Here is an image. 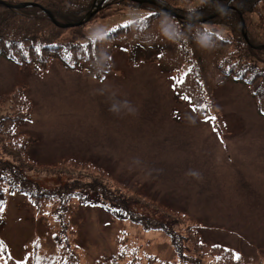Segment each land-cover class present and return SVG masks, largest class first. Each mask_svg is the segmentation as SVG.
<instances>
[{"label": "rangeland", "instance_id": "obj_1", "mask_svg": "<svg viewBox=\"0 0 264 264\" xmlns=\"http://www.w3.org/2000/svg\"><path fill=\"white\" fill-rule=\"evenodd\" d=\"M147 13L115 3L98 11L85 29L90 36L105 34ZM156 58L154 48H137L133 58L116 49L110 72L99 81L57 59L18 65L0 57V95L22 90L31 107V120L22 126L30 158L44 167L75 164L49 175L33 166L30 176L55 185L104 171L112 181L185 213L209 246L222 243L246 264H264V115L245 84L224 79L216 87L217 109L225 116L217 130L210 114V121L196 116L176 97L174 76L161 71ZM5 199L0 240L10 254L23 261L33 244L39 255L53 254L54 220L23 192ZM70 219L88 264H106L125 235L143 254L173 258L163 232L114 219L98 206L73 201Z\"/></svg>", "mask_w": 264, "mask_h": 264}, {"label": "trees", "instance_id": "obj_2", "mask_svg": "<svg viewBox=\"0 0 264 264\" xmlns=\"http://www.w3.org/2000/svg\"><path fill=\"white\" fill-rule=\"evenodd\" d=\"M34 1L49 10L58 22L67 24L82 21L102 0ZM159 1L173 9L176 16L149 2L105 0L103 7L124 3L148 13L92 36L85 25L95 14L81 25L62 28L39 6L16 8L0 4V56L18 65H45L57 59L67 69L85 71L94 80L102 81L111 70L116 49L133 58L137 48H154L160 70L174 76L176 97L196 116L210 121L206 115L210 114L217 130L223 129L225 116L217 109L216 87L224 79L245 84L258 113L264 115L263 0H196L192 5L185 0ZM227 7L212 19L199 20ZM214 25L222 27L221 32ZM30 120L31 107L22 90L0 95V222L6 215V196L23 192L33 207L54 220L56 249L48 256L39 255L38 245L33 244L27 258L19 261L0 240V264H88L73 242V201L100 206L114 219L131 220L148 230L163 232L174 252L169 260L143 254L140 246L130 248L126 235L117 253L106 258L108 264H246L225 244L209 246L192 218H183L148 193L135 192L112 181L104 171L89 180L76 175L55 185L30 176L33 166L49 175L75 165L62 161L44 167L30 158L22 139V126Z\"/></svg>", "mask_w": 264, "mask_h": 264}, {"label": "water", "instance_id": "obj_3", "mask_svg": "<svg viewBox=\"0 0 264 264\" xmlns=\"http://www.w3.org/2000/svg\"><path fill=\"white\" fill-rule=\"evenodd\" d=\"M105 0H102L98 6L96 7V9L93 11V12H90L87 14V16L80 22L78 23H60L58 22L54 15L47 9H45L44 7H42L40 4L36 3V2H23V3H18L16 5H13V4H9L3 0H0V4H3V5H6V6H12V7H16V8H22V7H26L28 5H34V6H39L41 7L48 15L49 17L52 19L53 23L59 27H62V28H67V27H72V26H75V25H81L83 22L87 21L91 16H93L96 12H98L101 8H102V5L104 3ZM135 1H139V2H149V3H152V4H155L161 8H163L169 15H173V16H176V12H174L173 10L169 9V8H166L164 5H162L158 0H135ZM229 7L225 8V10H217L215 11L211 16L209 17H205V18H202V19H199L200 21L202 22H205L209 19H212L214 17H216L217 15H219L220 13H222L223 11H226L228 10ZM245 37L247 38L246 34H245Z\"/></svg>", "mask_w": 264, "mask_h": 264}]
</instances>
